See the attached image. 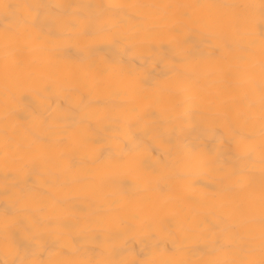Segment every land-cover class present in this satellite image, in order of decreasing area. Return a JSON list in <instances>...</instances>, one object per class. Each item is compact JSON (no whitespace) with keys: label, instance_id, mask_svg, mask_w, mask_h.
Returning <instances> with one entry per match:
<instances>
[{"label":"clouds","instance_id":"obj_1","mask_svg":"<svg viewBox=\"0 0 264 264\" xmlns=\"http://www.w3.org/2000/svg\"><path fill=\"white\" fill-rule=\"evenodd\" d=\"M0 264H264V0H0Z\"/></svg>","mask_w":264,"mask_h":264}]
</instances>
